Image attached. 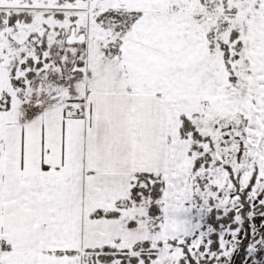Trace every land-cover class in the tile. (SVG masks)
Masks as SVG:
<instances>
[{"label": "snow or ice", "instance_id": "1", "mask_svg": "<svg viewBox=\"0 0 264 264\" xmlns=\"http://www.w3.org/2000/svg\"><path fill=\"white\" fill-rule=\"evenodd\" d=\"M0 264H264V0H0Z\"/></svg>", "mask_w": 264, "mask_h": 264}]
</instances>
